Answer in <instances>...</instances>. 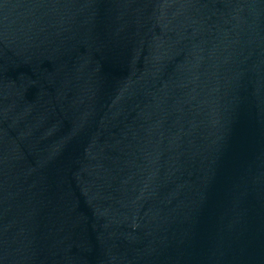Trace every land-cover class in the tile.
Listing matches in <instances>:
<instances>
[{"label":"water","instance_id":"95a60500","mask_svg":"<svg viewBox=\"0 0 264 264\" xmlns=\"http://www.w3.org/2000/svg\"><path fill=\"white\" fill-rule=\"evenodd\" d=\"M0 264H264V0H0Z\"/></svg>","mask_w":264,"mask_h":264}]
</instances>
